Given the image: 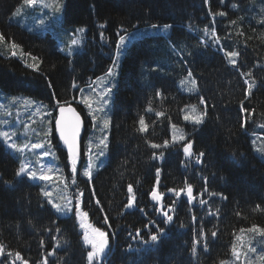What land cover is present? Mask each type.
<instances>
[{"label": "trees", "instance_id": "obj_1", "mask_svg": "<svg viewBox=\"0 0 264 264\" xmlns=\"http://www.w3.org/2000/svg\"><path fill=\"white\" fill-rule=\"evenodd\" d=\"M20 3L21 0H0V31L42 63L37 71L15 56L0 54V87L35 97L52 110L54 97L61 102H75L80 88L108 71L116 59L118 32L125 34L126 30L130 34L153 24L172 25L166 34L147 35L127 50L114 93L108 159L93 177L91 188L82 175H76V183H71L68 164H64L65 174L72 194L83 192V206L93 218L92 223L109 234L113 251L107 252L106 264L230 261L231 246L236 243L233 233L239 235L240 228L253 224L264 227V153L256 151L264 146V128L260 127L264 125V0H67L65 25L87 28L84 47L74 57L60 52L51 36L29 33L12 23L11 14ZM221 11L226 15H216L213 20V14ZM232 20L237 23L231 24ZM213 28L225 49L240 51L237 66H231L219 50L220 45L213 42ZM240 31L243 35L236 34ZM228 33L231 37L225 39ZM189 69L197 80L196 93L181 89L180 82ZM241 71H251L252 77L242 76ZM253 77L256 87L246 99L244 81ZM73 82L77 88L72 87ZM201 97L208 105L205 122L185 123V108L199 103ZM241 101L244 108L256 110L244 128L241 117L247 114L241 112ZM75 105L85 114L80 104ZM149 105L152 112L146 111ZM157 112L164 115L158 117ZM141 116L149 125L146 133L137 131ZM173 124L185 126L193 152L205 153L202 163L185 156L181 145L187 141L171 145ZM164 140L170 141L169 147L153 149L146 143L162 144ZM161 152L162 159H151L153 153ZM59 156L64 162L65 151L59 150ZM18 168L17 159L0 141V244L6 246L0 264H10L16 251L29 264H40L53 248L56 251L49 256L48 264H88V249L76 217L55 213L38 184L16 176ZM157 168L161 170L158 190L164 194L165 208L175 200L174 219L169 225L161 223L159 205L151 201ZM185 182L193 186L197 200L205 187L227 196V200L205 193L203 198L208 204L199 205L195 201L188 203L183 194L176 198L168 193L167 189L185 187ZM128 184L133 185L137 197L132 209L124 207L130 195ZM97 199L100 205L95 203ZM256 205L261 210H256ZM209 207L213 212L219 209V215H208ZM150 220L166 229L165 237L156 246L143 245L129 235L140 228L141 236L147 239L143 229ZM57 227L59 232L55 231ZM200 228L209 233L208 251L198 248L197 256H192L191 245ZM217 229L213 240L210 230ZM251 244L257 247V254L249 256L255 264L263 263L258 254L264 243L255 239ZM237 248L246 251L247 244ZM8 252L13 256L8 257Z\"/></svg>", "mask_w": 264, "mask_h": 264}, {"label": "snow or ice", "instance_id": "obj_2", "mask_svg": "<svg viewBox=\"0 0 264 264\" xmlns=\"http://www.w3.org/2000/svg\"><path fill=\"white\" fill-rule=\"evenodd\" d=\"M207 3V0H205ZM223 2V0H221ZM22 5L28 6L30 8H36L38 5L42 6L45 9H54V14L49 16L47 20L41 18L39 23L42 27L51 26L55 28L57 25L61 23V15H62V9L63 4L60 3V0H56L55 3H48L46 0H21ZM235 8L236 5H233ZM21 13V8L17 7L13 15H18ZM216 15L219 16H225L226 13L221 11L218 13L213 14V20ZM264 23V21H261ZM231 24L235 25L237 23L236 20H232L230 22ZM172 25L165 24L162 26L158 25H151V28L157 30V34H166L169 29H171ZM76 31L83 33L85 29L80 28ZM125 34L117 33L118 36V43H117V50H116V56L119 58L122 54H124L128 48L129 45L132 43L142 39L146 33L141 32L139 29L134 31L133 33H127L126 30ZM205 33L209 32V29L205 27L204 29ZM237 35H243V32H237ZM211 36L214 38L213 42L215 44L220 45L219 50L223 52V55L227 58V62L235 67L238 64L239 57L241 56L240 51L238 50H227L224 48L223 44L221 43V37L219 34L215 31V28L211 31ZM231 37V33H228L225 39H228ZM101 38H103V33H101ZM261 39H264V36L261 37ZM0 43H5V36L2 32H0ZM202 44L207 46L205 41H201ZM81 44V40L79 39H71L70 46L68 48L69 54H71L72 46H79ZM7 47L11 49V56H17L18 53L16 49L20 48V45L16 44L14 41L7 44ZM22 52V49H21ZM30 56L33 63L27 64V67L39 70V66L42 63L41 60H39L38 57L32 56L31 53L27 54ZM189 55H191L189 53ZM119 65L116 63V61H113L112 66L108 69V71L105 73V76L108 78H112L117 75L115 69L118 68ZM239 70V69H238ZM242 76L252 77L251 71L245 73L243 71L240 72ZM97 80L103 81V77H97ZM190 81L191 87L188 89V91L197 90V80L195 77H193L192 71L189 69L187 72V78L182 81V83H188ZM95 83V82H93ZM244 83L247 85L246 89V99L251 96L253 88L256 87L255 84V78L253 77L251 81L246 79ZM49 87H51V83L49 82ZM73 88H77L78 85L73 82L72 85ZM88 89L90 92L95 93L97 95V101L98 107L93 108V104L90 101L89 98H81L78 103L83 104L87 107L89 110L88 114L91 117L93 127H96V122L102 118V114L104 117L102 120V129L105 130L110 127L111 124V118L110 116H107L106 109H108V105L111 101V94L113 91L114 85L111 83V80L109 79L107 82L103 84V86L97 85L96 87H93L92 84H89ZM79 91L81 93H84V89L80 88ZM157 95H161L159 92ZM73 99H76L73 97ZM15 102V100L13 101ZM24 103H30L29 101H24ZM200 103L204 105L203 111L200 112L199 115L193 116L190 114H185L183 119L185 121H191L194 125H201L205 122V117L207 116V110L208 105L206 101L203 99V97L200 98ZM214 107V106H213ZM58 109V116L53 117L55 120V127L59 133V139L63 141V144L67 147V154L68 159L70 160V171L72 174V180L71 183H76V173L78 171L77 165L79 162V137L82 127V120L80 114L77 112L76 108L72 107V102L70 100H65L63 103L60 100H55L53 104V110ZM193 111L196 110L195 106H192ZM147 112H152L153 109L151 105L148 106L146 109ZM241 112L246 113L247 115L242 116L241 120V128H244L246 124L252 119L253 115L256 114V110L253 108L251 110L244 108L243 101H241ZM37 113H39V109H37ZM4 115L11 116L12 113L5 111ZM48 116H51V112L47 113ZM156 116H163V112H157L155 113ZM3 125L7 126L9 130H0V141L4 143V145L11 149L15 150L16 152H19L21 154L25 153L26 150L32 151L34 154L38 155L37 164L38 169L33 168L31 166V162H22L16 172L17 177H27L30 180L33 181H47L52 182L54 177L52 175L53 173V166L52 165H45L41 161L45 157L54 156V152L50 151L52 145L50 140H40L39 142L31 143V142H25L22 144H18L16 142V139H22L27 136V130L30 128L29 125H25V132L21 133L20 137H17V133L15 130L16 127H18L22 121L19 119L16 120L15 124H10L9 121L4 120L2 122ZM47 124H52V119H49L47 121ZM139 127L137 128V131L146 133L149 130V125L146 123L143 116L139 118L138 121ZM261 128H264V125L260 126ZM177 126L175 124L172 125L173 135L171 137V143L176 144L182 141H187L186 143H183L181 145L182 151L185 154L186 157L195 159L196 163H202V158L204 157V152H199L198 155L193 152V142L191 140H188L187 136L184 134H181L179 136L176 135L175 130ZM31 131L36 132L35 129H31ZM36 135H40V133L36 132ZM45 137H48L51 135V128H47V130L43 133ZM153 149H160V148H167L170 145L169 140H164L162 144L158 143H152L151 141H146ZM253 144L256 143L255 140L252 141ZM100 144L104 146V148H107V136H104V138L100 141ZM42 150L38 154L35 153V150ZM259 153H264V146H260L256 149ZM104 151L99 152V156H104ZM164 156V153L161 152L159 155L156 153H153L151 156V159H162ZM102 163V162H101ZM92 164L89 163L86 168L82 171V175L84 177H87L89 181L92 179ZM59 171V169H57ZM160 173L161 170L159 168L156 169V180H155V187L151 191L150 196L153 201H155L159 205V212L162 216L161 223L165 225H169L173 222L174 219V213H175V200H172L171 204L165 208V205L163 203L164 194L159 192V183H160ZM57 180L64 182V187H68L67 178L63 175H60L57 177ZM205 185L207 184V178H204ZM127 191L130 194L128 198V202L125 204V209H132L136 204V195L133 189L132 184H128ZM168 193L173 194L176 198H179L182 194L186 196L187 202H197L199 205H207L208 200L204 199V194L208 193L209 197L213 196H220L221 199L227 200V196H223L220 193L216 192H210L207 187H205L202 191L198 193L199 199L197 200V195L193 194V186L191 184H188L185 182V187L180 188L179 190L172 188L167 189ZM93 195L95 194V189H92ZM42 194L45 198H47V203L51 204L52 207L56 210L57 213L67 215L68 213H71L73 211L72 207V199L70 197H60V199L65 200L66 203L63 205L61 203H56L53 201L52 191L44 190L42 189ZM79 197H83V192L78 193L77 197V216L79 218V226L83 229L82 237H83V243L85 246H90V250L87 251V261L88 264H94V261L97 262V264H106L109 253H106V249H109V234L108 232L102 230L100 227L94 226L92 223L89 222V213L87 211H83L80 209V201ZM97 205H100V201L97 199L95 201ZM140 211H143V209H139ZM256 210H261L260 205H256ZM208 215L210 216H218L219 215V209H217L215 212L209 207L207 209ZM236 215H240L239 212L236 213ZM105 223H107V216H105ZM192 221L195 223L196 217L195 215L192 216ZM110 226V225H109ZM183 227V225H181ZM155 229V231H153ZM48 231H51V229H47ZM144 231H146L147 239H145L143 236H141L142 229L137 228L135 230V233H129V235L132 237L133 240H138L140 243L146 246H156L159 244L162 238L165 237L166 229L160 227V224H157L155 220H150L147 224L144 225ZM55 231L59 232L60 229L57 227ZM217 230H210V236L214 240L217 237ZM239 232L241 235H236L234 232V240L235 241H241L242 236L244 233H251L255 235H259L260 237H264V227H260L258 225H251L247 229L240 228ZM115 235V233H113ZM209 233L205 232L203 228H200L199 230V236L194 237L192 245H191V255L197 256L198 254V248L202 249L204 252L208 251L209 247V241H208ZM59 240H57L56 244L57 247L59 246ZM41 245L43 246V241H41ZM245 245L241 244V248H244ZM5 249L6 246L3 244H0V256H5ZM56 249L53 248L51 252L46 255L43 260L40 262V264H48V258L49 256H52L55 254ZM249 253L257 254V247L253 246L251 244V241H248L247 243V250L246 251H240L237 248V245L235 242H233L231 246V256L233 257V260L231 261V264H236L237 261L240 262V264H254L252 258L249 256ZM8 257H12L13 253L8 252ZM15 259L10 261V264H16V261H21V264H29V261L24 259V257L21 255L19 251H16L14 253ZM259 261L264 262V247L260 248V253L258 254ZM219 264H230L229 261L221 260Z\"/></svg>", "mask_w": 264, "mask_h": 264}, {"label": "rangeland", "instance_id": "obj_3", "mask_svg": "<svg viewBox=\"0 0 264 264\" xmlns=\"http://www.w3.org/2000/svg\"><path fill=\"white\" fill-rule=\"evenodd\" d=\"M46 2L55 3L56 0H46ZM60 3L63 4L61 23L59 25H57L55 28L51 27L50 25L47 27H42L40 25V23H39L40 19L43 18V19L47 20L49 16L54 14V9H51V8L45 9L39 5L36 8H30L28 6L22 5V3H21L18 6L21 8V13L18 15H15V16L12 14V16L10 17V21L17 24V25H20L21 27H23L24 29H26L32 33H48L49 35L54 37V39L57 41L59 50L62 53L68 55L69 57H73L76 54H78L83 48V45H84V42H85V39L87 36V28L84 26H67V25H65L64 15H65V8H66L67 0H60ZM80 28L85 29V31L83 33L76 31L77 29H80ZM140 31L146 33V35H151V34L157 33L156 29H140ZM71 39H79V40H81V44L79 46H72L71 54H69L68 48L70 46ZM12 41L13 40L5 37V43H0V53L1 54L11 55V49L7 47V44L11 43ZM18 45H20V44H18ZM130 46L131 45H129L128 48ZM128 48H127V50H128ZM21 49H22V52H21ZM127 50L124 54L119 56V58L116 57V63L119 65V67L115 69L117 75L112 77V78H108L104 75L103 81L97 80L93 84V87H96L97 85L103 86V84L110 79L111 83L114 85L113 91L111 94V101H110V104L108 105V109H110V111H108L106 109L107 116H110V118H111L110 127L108 129L101 130L102 129V120H103V118H107V117H104L103 114H102V118L96 122V127H93L91 117L88 114L89 110L87 109V107L85 105L82 104L84 107V110L86 112V116L88 117V120L90 121V124H91V129H90L88 138L86 139V145L88 146V154L90 157L88 164L91 163L93 165L91 168V171L93 174L96 173L98 170H100L105 165L107 157H108V146H109V139H110V130H111V125H112L114 93H115V89H116L117 83H118L120 68H121L123 59L126 56ZM16 51L18 53V55L16 57L22 58L24 60H29V62H30V60H31L30 56H28L26 54V52L24 51V49L21 45H20L19 49H16ZM30 63H32V62H30ZM180 85H181V89L183 91L195 92V93L198 91V88H197V90L188 91V89L191 87L190 81L188 83H182V81H181ZM83 89H84V93L80 92L79 100L81 98H84V97L89 98L93 104V108L98 107V104L96 103L97 95L95 93L90 92L88 87L83 88ZM14 100H15V102H13ZM24 101H29L30 103H24ZM192 106H195V108H196L195 111H193ZM202 106L204 108V105H202L200 102L197 104H194V105L187 106L183 112V117L185 114H190L193 116L199 115L200 112L203 111ZM37 109H39V113H37ZM6 110L8 112H11L12 115L11 116L4 115ZM49 112H51V110H50V107L47 103H45L41 100H38L35 97L29 96V95L13 94V93L7 92L2 87H0V122L7 120V121H9L10 124H15L17 119L22 121V123L18 127H16L15 129H12V130L16 131L17 137H20L21 133L25 132V127H24L25 125L30 126V128L27 130V136L22 138V139H16V142L18 144H22L25 142L35 143V142H39L40 140H50L51 141L52 147H51L50 151L54 152L55 155L50 156V157H45L43 159V161H41V162L44 163L46 166L47 165L53 166V169H54L53 173H52V175L54 177L53 181L47 182V181H33L30 179L29 180L35 184H38L40 186L41 192H42V189L52 191V193H53L52 199L56 203H61L63 205L64 203H66V201L60 199V197H70L72 199L73 211L71 213H68L67 215L57 213L56 210L52 207V205L49 203L48 204L53 209V211L55 213L59 214L62 217L74 215L76 217V220H77L78 226H79V218L77 216V208H76L77 198H75V196L72 194L68 180H67V183H68L67 188L64 187L63 181L57 180V177H59L60 175H63L64 177H66L65 168L63 166L64 164L60 160L59 152L57 150L56 145L53 144L51 135L48 137H45L43 135V133L47 130V128H49V127L51 128V125L47 124V121L49 119H51V116L47 115V113H49ZM51 114H52V112H51ZM183 121L185 123H190V124L194 125L191 121H185L184 119H183ZM176 126H177V128L175 130V133L177 136H179L181 134H184L186 136L188 135L184 125H176ZM31 129H35L36 132L40 133V135L39 136L36 135V132L31 131ZM0 130H9V129L7 126L0 123ZM173 131L174 130L171 128V137L173 135ZM51 132H52V129H51ZM104 136H107V148H104V146L102 144H100V141L104 138ZM179 143H181V142H179ZM3 145H4V143H3ZM171 145H173V144L171 143ZM5 148L17 159L19 166L22 162H31V166L33 168L38 169V164H37L38 155L34 154L32 151L26 150L25 153L21 154L19 152H16L15 150H11V149L7 148L6 146H5ZM40 151H42V150H39V149L35 150V153L38 154ZM100 151H104L105 155L99 156ZM88 164L85 161H83L81 163L82 168H81L80 173H82V171L84 170V168H86L88 166ZM57 169H59V171H57ZM46 200H47V198H46ZM79 201H80V209L83 211H87L84 208L85 205L81 206V202H82L81 197H79ZM84 201H85V196L83 197V202ZM89 217H88V219L90 222V219L92 220L93 218H89ZM90 223H92V221ZM92 224L95 226L94 223H92ZM79 230L81 233H83V229L80 226H79ZM239 235H241V234H239ZM81 237H82V234H81ZM248 239L251 241H254L255 239H259L262 243H264V237H260L259 235H255V234H251V233L246 232L243 234L241 241H236L237 247L240 248L241 244L246 245L248 243L247 242ZM82 240H83V237H82ZM87 248H88V250H90V246H87ZM109 248H110V251H113V247L109 246ZM107 250H109V249H106V251ZM232 260H233V258L229 261L230 264H231ZM253 262L255 264V261H253ZM236 264H240V262L237 261ZM260 264H264V262L260 263Z\"/></svg>", "mask_w": 264, "mask_h": 264}, {"label": "water", "instance_id": "obj_4", "mask_svg": "<svg viewBox=\"0 0 264 264\" xmlns=\"http://www.w3.org/2000/svg\"><path fill=\"white\" fill-rule=\"evenodd\" d=\"M73 107V106H72ZM81 116V115H80ZM81 120H82V127H81V132H80V137H79V154H80V150H81V148H80V141H81V138H82V135H83V132H84V127H83V119H82V117H81ZM56 133H57V135H58V137H59V133H58V131H57V129H56ZM62 142V144H63V141H61ZM64 145V144H63ZM64 147H66L65 145H64ZM67 148V147H66ZM153 202H155V201H153Z\"/></svg>", "mask_w": 264, "mask_h": 264}]
</instances>
